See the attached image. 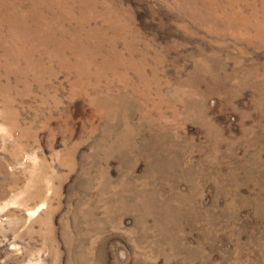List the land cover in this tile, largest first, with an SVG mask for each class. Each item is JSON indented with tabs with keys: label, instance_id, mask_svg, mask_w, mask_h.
Returning <instances> with one entry per match:
<instances>
[{
	"label": "rangeland",
	"instance_id": "obj_1",
	"mask_svg": "<svg viewBox=\"0 0 264 264\" xmlns=\"http://www.w3.org/2000/svg\"><path fill=\"white\" fill-rule=\"evenodd\" d=\"M0 264H264V0H0Z\"/></svg>",
	"mask_w": 264,
	"mask_h": 264
},
{
	"label": "bare ground",
	"instance_id": "obj_2",
	"mask_svg": "<svg viewBox=\"0 0 264 264\" xmlns=\"http://www.w3.org/2000/svg\"><path fill=\"white\" fill-rule=\"evenodd\" d=\"M244 13H245V12H244ZM248 19H249V18H248ZM248 19H247V17H246V19H245V20H246V21H248Z\"/></svg>",
	"mask_w": 264,
	"mask_h": 264
}]
</instances>
